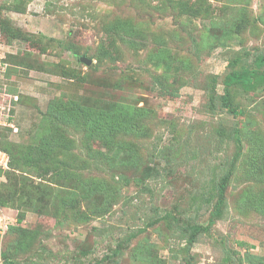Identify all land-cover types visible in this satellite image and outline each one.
I'll use <instances>...</instances> for the list:
<instances>
[{
    "label": "rangeland",
    "instance_id": "1",
    "mask_svg": "<svg viewBox=\"0 0 264 264\" xmlns=\"http://www.w3.org/2000/svg\"><path fill=\"white\" fill-rule=\"evenodd\" d=\"M17 1L24 8L20 13L9 9ZM205 1L211 5L212 15L190 18L178 16L170 8L162 10L161 0H0V17L12 30L32 39L3 38L0 26V57L5 60L17 55L24 61L28 55L33 64L31 68L1 66L3 82L10 92L21 96L12 119L17 131H5L8 142L18 146L33 143L40 121L37 111L43 112L50 101H89L98 106L115 99L151 112L146 138H119L135 143L139 170L87 158L80 133L65 129L75 142L74 154L88 161L84 175L104 181L101 194L105 187H113L115 199L103 216L86 222L75 221L69 214L66 219L57 218L53 213L59 204L56 195L69 192L64 183L0 168V201L8 203L0 206V254L12 250L10 258L15 264H94L122 243L120 254L109 264H150L136 256L138 246L146 240L152 245L149 249L156 264H246L247 253L264 257V216L244 201V192L258 189L246 175L244 135L243 154L229 180L220 215L208 233L187 246L186 237L168 226V221L147 226L164 212L207 224L215 199L210 203L199 200L205 199L212 179L224 173L235 152L233 141L221 138L219 129L229 132L237 124L243 133L247 129L264 139V75L260 79L254 76L256 82H262V89L250 93L232 89L233 103L242 116L228 114L213 98L222 93L220 82L232 68L249 70L255 55L264 56V0ZM118 19L134 24L145 39L143 46L133 50L127 39L115 37L120 57L99 58L98 49L106 48L109 41L104 29ZM221 29H228L230 37H223ZM67 44H74L79 54L69 52ZM244 52L250 55L245 57ZM82 55L92 59L90 66L79 61ZM239 56L241 63L234 65L232 60ZM70 70L77 79L64 77ZM213 77L219 83L214 89ZM158 80L166 84V92ZM115 82H122L121 87H115ZM211 99L216 102L215 111ZM92 146L105 153L98 140ZM143 168L150 169V175ZM196 195L199 199L193 200ZM20 228L37 233L30 245L40 257L30 250L20 254L14 250ZM143 228L144 232L126 242L130 234ZM84 251L86 256L81 254Z\"/></svg>",
    "mask_w": 264,
    "mask_h": 264
},
{
    "label": "trees",
    "instance_id": "2",
    "mask_svg": "<svg viewBox=\"0 0 264 264\" xmlns=\"http://www.w3.org/2000/svg\"><path fill=\"white\" fill-rule=\"evenodd\" d=\"M22 1H17L15 7H10L15 12H22L24 10ZM162 10L170 8L177 13L178 16H187L190 18H204L212 15V7L205 0H196L192 3L187 0H161ZM1 9V8H0ZM158 9V8H157ZM160 10V9H159ZM0 26L2 36H11L16 40L31 41L30 36L25 35L17 30H12L7 21L0 17ZM134 24L128 20L118 19L105 27L104 31L109 39L106 48L98 49L97 56L100 58L115 60L120 57V50L116 44V38L127 39L129 46L133 50L139 49L143 46L145 39L134 29ZM237 28V27H236ZM241 25L237 28L238 32ZM218 30V28H215ZM221 35L225 38L230 37L228 29H221ZM219 43L221 38L216 39ZM223 43V42H222ZM73 55L79 54V49L74 44H67L65 47ZM248 57L250 54H243ZM22 61L19 56H7L5 60L2 59V64L5 67L16 65L23 66L24 68H31V57L28 55L23 57ZM158 64V61L155 62ZM234 65L241 63V58L236 57L232 60ZM255 75H264V56L257 54L252 59V67L242 70H234L232 68L226 73L221 80L222 93L217 94L216 100L219 102V107L224 109L228 114L239 117L243 115L241 109L236 107L232 99V89L239 87L244 92L250 93L262 89L260 85L262 82H256ZM5 77V76H4ZM64 77L69 79H77V74L70 70L64 73ZM4 81L6 79L4 78ZM163 92L167 91L166 84L158 80ZM212 88L214 89L219 83L217 77L211 79ZM122 82H115V87H121ZM8 85V83H7ZM9 87V86H8ZM7 87V92L10 95H16L10 92ZM21 102V96H18L17 101L11 99V118L10 122L13 124L14 112L17 111L16 106ZM89 101H82L77 104H69L62 101H50L43 112L37 111L40 115L38 128L33 135V143L27 146L14 145L7 141L6 130L4 128L0 132V150L4 151L9 158L8 172H15L18 170L26 171V173H33L35 178L47 182L64 183L63 188H68L69 192L65 195H56L57 205L56 210L53 212L57 218L66 219L67 215H71L75 221L86 222L91 217L103 216L108 211V205L114 198L112 186H107L103 189L102 194L99 192L102 187L103 180L99 178L84 175V170L88 165V161L84 157L74 154L75 142L70 139L65 133L66 128H73L81 135L82 146L87 153V158L99 160L106 164L116 163L118 167L128 170H139L141 163L139 160L138 149L134 142L119 141L120 137L124 139H144L149 134V126H147V116L151 113L143 107H138L125 101H116L112 99L105 103V105L91 106ZM211 108L213 111L216 109V102L214 99L210 100ZM14 125V124H13ZM10 130V129H9ZM218 134L221 138H229L233 141L235 152L229 160L226 170L219 178H213L209 192L205 199L200 198L201 203H210L215 199L212 206V211L208 222L205 226L199 225L189 218H178L171 213L164 212L149 223L147 226L157 223L158 221H168L167 225L179 230L184 237H186V245L191 246L196 242L199 235L209 232L216 219L220 215L221 207L224 204L225 192L230 178L233 176L235 167L243 154V135L246 141L247 165L246 175L252 177L254 184L258 186L257 191L249 189V194L244 192V201L247 205L253 207L257 213L264 216V139L257 133L250 132L244 129V133L239 125L234 124L230 131L224 128L219 129ZM98 140L105 149V153L100 152L93 148L92 141ZM86 158V157H85ZM250 159V160H249ZM111 169H114L111 165ZM109 168V169H110ZM1 171V170H0ZM143 171L150 175V169L143 168ZM4 173H7L6 170ZM142 180L143 178L140 177ZM103 181V182H102ZM138 182V181H137ZM41 188V186H38ZM103 188V187H102ZM100 193V194H99ZM102 195V196H101ZM101 196V197H100ZM99 197L101 198L100 200ZM204 197V196H203ZM13 197H8L11 200ZM199 199L198 195L193 197V200ZM101 203V204H100ZM8 203L0 201V206H6ZM85 204V208L81 206ZM42 214V212H40ZM22 219L18 218L17 223H21ZM21 229V228H20ZM143 229L134 234H130L126 240L129 242L140 233L144 232ZM21 237L15 242V248L18 254L27 250L33 251L35 256H38L36 249L30 245V239L37 234L35 231L27 232L25 229L19 230ZM33 234V235H32ZM145 240V239H144ZM152 245H147L146 240L140 244L136 250V256L141 260L148 263L156 264L152 251L149 249ZM122 243H118L111 254L102 257L94 264H109L113 263V259L120 254ZM7 254L5 252L0 254L2 258L1 264H15L10 257L14 254ZM82 256H86L87 252H81ZM246 264H264V257L246 254L244 257ZM229 264V263H228Z\"/></svg>",
    "mask_w": 264,
    "mask_h": 264
},
{
    "label": "built area",
    "instance_id": "3",
    "mask_svg": "<svg viewBox=\"0 0 264 264\" xmlns=\"http://www.w3.org/2000/svg\"><path fill=\"white\" fill-rule=\"evenodd\" d=\"M0 59H2V57H0ZM5 64H2L0 62V71H1V66ZM4 80V74H2V72H0V132L2 131V129L4 128H10L13 129V131H17L16 128L14 127V125L10 122V118H11V105H10V101L11 99L13 101H17L18 96L17 95H10L7 92V87L9 85H7V82H3ZM8 155L4 152L0 150V168H7L8 167Z\"/></svg>",
    "mask_w": 264,
    "mask_h": 264
},
{
    "label": "water",
    "instance_id": "4",
    "mask_svg": "<svg viewBox=\"0 0 264 264\" xmlns=\"http://www.w3.org/2000/svg\"><path fill=\"white\" fill-rule=\"evenodd\" d=\"M78 58H79V61L82 62L87 67L92 64V59L87 58L85 55H82Z\"/></svg>",
    "mask_w": 264,
    "mask_h": 264
}]
</instances>
